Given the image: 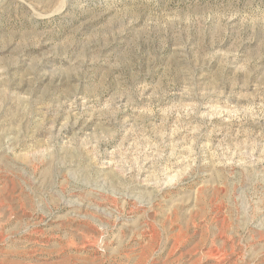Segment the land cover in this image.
Wrapping results in <instances>:
<instances>
[{
    "label": "rangeland",
    "instance_id": "374dc122",
    "mask_svg": "<svg viewBox=\"0 0 264 264\" xmlns=\"http://www.w3.org/2000/svg\"><path fill=\"white\" fill-rule=\"evenodd\" d=\"M0 264H264V0H0Z\"/></svg>",
    "mask_w": 264,
    "mask_h": 264
}]
</instances>
